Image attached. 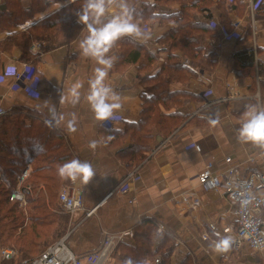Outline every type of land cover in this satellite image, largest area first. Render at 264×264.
Masks as SVG:
<instances>
[{
	"label": "crops",
	"instance_id": "1",
	"mask_svg": "<svg viewBox=\"0 0 264 264\" xmlns=\"http://www.w3.org/2000/svg\"><path fill=\"white\" fill-rule=\"evenodd\" d=\"M6 1L0 0V8L6 9ZM43 1L46 7L32 18L0 30V43L34 29L39 20L75 0ZM205 1L209 2L208 9L201 11ZM21 2L30 7L33 0ZM254 2L239 0L238 7L219 0L186 2L190 20L214 30L200 39L203 52L198 57L190 58L175 45L181 36L183 0H105L106 11L100 23L123 16L134 25L133 32L119 35L131 39V50L140 48L148 53L144 63L142 59L131 63L119 59L121 44L112 40L104 53L110 65H100L95 58L83 55L79 48L80 40L87 35L83 23L70 43L48 49L42 41L33 42L30 51L38 56L34 64L23 60L22 45L0 47V74L4 76L0 80V109L7 112L20 108L52 121L73 160L87 161L94 170L95 175L86 184L80 176L67 175L61 186L76 184L84 191V208L67 213L64 235L76 254L83 256L99 249L106 233L130 230L132 235L101 263L124 264L118 247L134 244L137 226L151 220L156 225L154 246L165 235L175 241L172 264H179L186 255L192 256L196 264H264V253L252 250L256 256L247 257L246 245L217 250L210 240L203 239L205 232L212 238H228L238 222L236 206L226 194L204 188L198 180L210 161L215 172L235 166L238 178H245L254 168L264 172L263 145L238 137V120L248 107L264 109V7L253 15ZM147 6L152 16L139 17ZM226 23L233 27L229 32ZM249 27L251 35H247ZM238 52L253 59L254 66L240 67ZM169 54L193 73L188 81H175L170 86L180 93V102L172 107L160 105L164 112L177 111L183 122L166 136L155 129L150 151L140 163L131 165L127 156L119 152L133 143L131 134L124 135L123 131L127 123L140 120L145 97L153 94L154 77L169 61ZM9 62L16 65L12 76L4 72ZM97 67L106 69L103 83L110 89V96L116 97H106L105 102L118 105L111 116L118 115L120 119L114 120L111 128L103 124L107 118L95 116L87 99L89 81L95 77ZM17 74L21 77L17 78ZM76 81L81 87L73 100L69 88ZM30 85L37 93L28 90ZM213 119L218 122L212 124ZM227 157L232 158L231 162L226 161ZM26 168L30 175L31 164ZM90 210L93 211L88 215ZM211 222L216 223V230L210 228Z\"/></svg>",
	"mask_w": 264,
	"mask_h": 264
},
{
	"label": "trees",
	"instance_id": "2",
	"mask_svg": "<svg viewBox=\"0 0 264 264\" xmlns=\"http://www.w3.org/2000/svg\"><path fill=\"white\" fill-rule=\"evenodd\" d=\"M188 1L191 0H183L180 14L183 21L181 36L175 45L191 58L202 54L200 39H204L208 32L214 30L203 22L194 23L190 20L185 12V3ZM219 1L229 4L230 7H238L239 3V0ZM257 1L259 0H255ZM208 4L205 1L201 11H206ZM5 5L6 9L0 8V30L23 24L37 11L44 9L47 3L33 0L30 7H24L21 0H7ZM263 7L264 0H261L256 11ZM82 10L83 0H75L39 20L34 29L0 43V47L8 49L14 44L22 45L23 60L34 64L38 56L30 51V45L35 41H42L45 48L50 49L73 41L82 27L78 20V14ZM144 10L145 14H138L139 17L152 16L149 6ZM207 15L210 16L209 13ZM224 20L227 21L226 15ZM224 26L228 32L233 29L227 23ZM250 29L249 27L247 35H251ZM111 40L121 44L118 50L119 59L123 58L128 63L142 59L144 63L148 53L140 48L131 50L129 37L118 33ZM237 55H241L240 67L254 66L253 59L243 57V52H238ZM192 75L191 70L185 68L175 55L169 54V61L161 66L154 77L153 94L145 97L140 120L127 123L123 131L124 135L131 134L133 143L119 152L127 156L130 164L132 161L140 163L146 157L151 149L155 129L160 135L166 136L183 122L177 111L164 112L160 105L163 103L166 107H172L174 103L180 102V93L172 90L170 86L175 81H188ZM41 80L39 78V83ZM71 161L72 152L52 121L33 116L30 111L28 113L20 108L7 112L0 109V247L16 251L14 257L2 260L1 264H22L24 260L38 256L52 242L65 235L69 216L59 207L58 197L67 174L61 175L58 168ZM28 164H31L30 175L22 185L27 191L26 203L21 204L19 200H11L10 196L17 189L19 176ZM134 235V244L125 243L118 247L119 257L124 264L129 260L131 264H156L157 255L161 256L158 264H172L175 241L172 236L165 235L154 246L155 222L143 221L137 226ZM179 264L196 262L192 256L186 255Z\"/></svg>",
	"mask_w": 264,
	"mask_h": 264
},
{
	"label": "built area",
	"instance_id": "3",
	"mask_svg": "<svg viewBox=\"0 0 264 264\" xmlns=\"http://www.w3.org/2000/svg\"><path fill=\"white\" fill-rule=\"evenodd\" d=\"M251 4L252 14L256 11L259 2ZM254 18V16H252ZM30 71L33 68L30 67ZM4 76L0 74V80ZM21 75L17 74V78ZM29 91L37 93L31 85L27 86ZM120 119V116H111L104 120L106 127L113 125L114 120ZM196 149L201 150L200 145L196 144ZM264 148V145H263ZM229 163L232 158H225ZM236 167L230 165L226 170L215 172L213 162L207 163L203 171L198 175L199 184L207 189L222 190L229 200L236 206L235 215L238 226L235 231L228 237L230 238L229 248H240L246 245L250 250L260 254L264 253V172L258 168L251 170L245 178L236 177ZM29 175L28 168L24 169L19 176L17 189L11 194V200H19L26 203L27 191L22 185ZM132 175V173H131ZM186 199V198H185ZM58 204L63 212L74 213L84 208V191L76 184L65 186L61 189ZM93 210L87 214L90 215ZM210 228L217 229L215 222H211ZM162 227L159 228V231ZM132 231L125 230L117 233H106L103 243L99 249L85 253L83 256L76 254L67 243V236H63L57 241L50 244L38 256L24 260L22 264H101L108 258L115 247L125 241ZM203 239L210 240L215 246L219 239L212 238L208 232L203 233ZM16 255L12 248H2L0 251L1 260L11 259ZM160 258L155 259L158 264Z\"/></svg>",
	"mask_w": 264,
	"mask_h": 264
},
{
	"label": "clouds",
	"instance_id": "4",
	"mask_svg": "<svg viewBox=\"0 0 264 264\" xmlns=\"http://www.w3.org/2000/svg\"><path fill=\"white\" fill-rule=\"evenodd\" d=\"M105 0H83V10L78 14L79 22L83 23L87 29V35L79 42L82 54L95 58L100 65H110L111 60L104 56L111 39L120 32H133L134 25L129 23L123 16L113 18L107 23L101 24L100 20L105 14ZM4 72L7 76H12L16 72V65L9 62L5 65ZM96 74L89 81L90 92L87 99L95 111L98 119H106L112 115V109L118 107L117 104L105 102V98L110 96V89L103 83L106 69L97 67ZM81 83L76 81L69 88L70 97L75 100L79 96ZM115 100V95L110 96ZM218 121L211 120L212 124ZM238 137L242 141H251L264 145V109H257L249 106L238 120ZM61 175L80 176L83 182L88 183L95 175L92 165L87 161L73 160L58 168ZM230 238H222L215 242L217 250L226 249L229 246ZM127 264H131L129 260Z\"/></svg>",
	"mask_w": 264,
	"mask_h": 264
},
{
	"label": "rangeland",
	"instance_id": "5",
	"mask_svg": "<svg viewBox=\"0 0 264 264\" xmlns=\"http://www.w3.org/2000/svg\"><path fill=\"white\" fill-rule=\"evenodd\" d=\"M130 160V159H129ZM137 161H132V164L131 165H134V164H137L136 163ZM21 204H23V203H21ZM60 207V206H59ZM66 213V212H65ZM53 243V242H52ZM51 243V244H52ZM2 248H7V247H0V251H1V249ZM245 253H247V257L248 256H256V253H254L252 250H249V249H247V251L245 252ZM1 262H2V260H1V256H0V264H1Z\"/></svg>",
	"mask_w": 264,
	"mask_h": 264
}]
</instances>
